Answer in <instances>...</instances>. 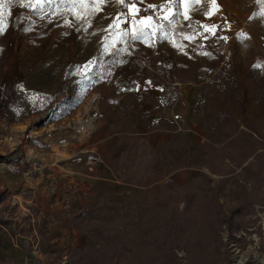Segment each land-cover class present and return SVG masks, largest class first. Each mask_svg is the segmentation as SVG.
Wrapping results in <instances>:
<instances>
[{
    "label": "trees",
    "instance_id": "1",
    "mask_svg": "<svg viewBox=\"0 0 264 264\" xmlns=\"http://www.w3.org/2000/svg\"><path fill=\"white\" fill-rule=\"evenodd\" d=\"M106 2L113 4L115 0ZM12 5L13 18L4 45H0V57L5 56L8 62L0 82V110L4 109L6 116L14 121L16 112L31 113L35 109L22 86L25 75L19 48L23 42L46 49L58 29L56 48L76 44L83 36L81 26L91 13L89 8L100 5H72L55 0L53 4L37 5L35 11ZM77 16L82 18L77 19ZM177 17V14L172 15V22ZM182 24L179 20L174 25L169 24L167 19L154 15L156 32L150 26L137 23L131 32L108 35L106 40L111 47L98 62L94 79L100 93L99 106L119 113L109 130L110 133L121 131L125 134L126 147L118 158L119 164L147 163L151 155L157 159L154 171L158 175L151 173L140 180L135 177L132 178L134 182L151 185L147 191L156 192L162 188L157 181L165 174L187 165L200 169L196 173L190 171L185 182L165 184L169 191L176 189L177 194H182L176 201L184 202V208L179 210L176 205L166 212L167 199L158 195L151 199L146 194L128 210L120 212L104 202L103 192L98 189L91 211L84 207L72 208L74 225L86 240L82 246L70 250L68 264H182L179 252L183 250L187 254V264H207L203 245L209 237L215 240L216 251V259L211 263L223 264L220 235L226 211L221 195L228 178L214 180L202 168L206 166L214 174H223L226 158L240 166L253 157V161L245 164L235 176L237 188L241 189L238 210L242 215L248 213L255 202L250 197L252 194L246 191V183L250 179L253 181L252 192L264 188V152H258L264 146V133L249 124L247 127L251 131L244 129L238 116V111H245L246 100L241 61L231 49H225V40L220 35L208 36L204 44L203 36L197 31L193 30L187 37ZM141 29L140 38L132 39ZM163 31H171L172 48H181L184 54L205 51L207 57L191 59L164 50ZM73 68L74 65H70L66 74ZM147 78H151L154 85L163 86L161 98L168 100L169 108L181 103L180 83H196L198 100L194 121L204 128L207 141L203 147H211L209 155L201 153L191 160L193 141L183 116L172 121L163 114L158 123L150 127L151 130L169 132L170 137L164 141L152 144L147 137L133 135L137 121L129 119L128 114L135 105H143L150 98L149 94L136 88L138 80ZM84 97L81 94L79 99ZM68 104L67 101L56 104L61 109L59 117L71 113ZM163 107L161 103L151 113L161 111ZM179 127L181 129L176 132ZM160 166L164 169L159 170ZM124 170L123 167L122 174Z\"/></svg>",
    "mask_w": 264,
    "mask_h": 264
},
{
    "label": "rangeland",
    "instance_id": "2",
    "mask_svg": "<svg viewBox=\"0 0 264 264\" xmlns=\"http://www.w3.org/2000/svg\"><path fill=\"white\" fill-rule=\"evenodd\" d=\"M54 1L51 0L50 3L53 4ZM150 4L157 7L149 8L148 5ZM97 8L101 10L97 11ZM135 8L141 9L140 12L135 13V20L137 21L143 16H152L151 21H145L142 24L144 26L153 28L154 15L165 19V17L171 18L174 13L178 12V17L172 24L174 25L178 20L183 23L182 28L187 37L193 30L197 31L203 36L205 44L208 36L220 35L225 40V49H231L242 64V88L246 95L245 111H238L242 127L251 131L247 127L249 124L264 133V3H257L256 0H216L215 4L210 2L168 4L166 0H142V2H136ZM89 9H91V13L81 26L83 36L76 44L71 43L64 49H61V46L56 48L55 42L59 34L57 29L53 40L46 49H40L27 42H23L19 48L21 69L25 75L22 86L33 102L35 109L31 113L16 112L14 121L6 116L4 109L0 110V264L20 263L12 261L4 255L3 247L9 244L14 246L24 244L26 246L28 251L21 259L22 263L30 262L34 258L36 264H48L47 258L52 250L50 249L51 246L42 240L41 229L46 226V223L42 220L44 218L38 222L41 210L34 204L36 197L39 205L45 199L54 213L46 221L47 223L61 224L69 221L65 227L73 228L79 233L74 225L72 208L84 207L91 211L93 209V196L98 189L103 192L104 200H106L104 202L120 212L128 210L133 203H138L145 198L146 194L151 199H155L157 195L162 199H167L168 208L166 212L176 205L181 210L185 203L176 200L182 194H177L176 189L169 191L165 184L168 183L167 185L171 186L174 181L185 182L188 180L190 171L196 173L200 170L187 165L185 166L186 170H183L181 174L174 176L176 170L168 175L165 174L157 181V184L161 185L162 188L156 192H151L147 191L151 185L136 183L132 178L138 177L140 180L142 177H149L151 173L153 176L158 175L157 171H154L155 160L157 159L152 155L148 158L147 163L134 165L125 163L122 166L117 160V164L111 172L112 175L107 177L108 181H104L102 185L91 187L78 180L80 178H74V175L83 177L85 169L79 168V173H74L66 170V168H61L60 164H65V159L69 156V153L62 150L66 145L64 140L71 138L77 141L79 136L87 131V128L92 127V123L97 124V122H100L97 131L103 127L108 133L111 128L112 115L118 114L117 117L119 116L118 111L110 108L103 109L99 106L100 93L97 91L98 85L94 79L95 68L103 54L111 47V43L106 40V37L124 31L131 32L135 26L130 22L134 10L130 6L120 4L117 0L113 4L106 2ZM12 18L13 5H5L2 19L4 33L0 34L1 46L4 45ZM153 31L156 32L157 28H153ZM162 35L165 37L162 47L166 51H172L179 56L185 55L191 59L207 57L205 51L194 50L189 54H184V50L181 48H172L174 39L170 37L171 31H163ZM72 64L74 65L73 70L66 74ZM255 65H259V67H255ZM7 66L8 62L5 56L0 57V82ZM186 84L181 85L183 96L184 89L188 87ZM81 94L85 95L83 99H79ZM182 98L178 106L174 105L171 108L167 107L168 100L166 99L161 98L160 104L164 105L163 109L169 113L168 116L172 115L173 109L181 108L183 110L182 116L188 123V132L192 141H199V146L194 152L195 156L191 158L193 161L201 153L209 155L211 147H203L207 141L204 128L194 121L198 100L196 89L193 99L186 101L184 97ZM59 101L69 103L67 105L68 109L71 110L69 115L59 117L61 109L56 106ZM148 108H150V103L147 106L145 103L135 105L130 111L133 115V121H137L136 125L139 124L138 128L143 131L146 130L147 123L154 119L152 115L161 114L162 116L165 114L163 109L151 113V111L145 110ZM168 116L166 117L168 118ZM180 129L179 127L176 132ZM149 130L152 132L153 139L170 137V133L165 130L155 131L151 130L150 127ZM75 131H79L78 135L71 136L70 133ZM139 137L149 139V136ZM262 140L264 141V138ZM117 142L108 144L103 152L92 151L88 158L102 154L104 159L106 158L105 161L113 166L114 162L109 161L112 160L115 153H112L110 147L115 146ZM122 142L126 145L124 137ZM39 148L43 149L39 150ZM37 151L43 153L48 159L50 158V161L43 158V155L36 158L45 167L41 173L46 176L53 173L56 168L64 175L59 183L57 179L54 180L53 178H49L51 183L46 181V177L42 180L40 178L41 173L33 176H14L5 170L4 163L6 161H15L19 156L27 155V152L34 154ZM258 152H264V146ZM53 157L55 161L51 160ZM250 161H253V157L238 166L236 161L226 158L224 160L226 168L223 174H214L206 166L202 168L214 180H220L223 177L228 178L227 185L221 195V202L226 211L225 224L220 235L223 241L220 259H223V264H264V188L252 192L253 181L250 179L245 188L248 193L252 194L250 197L255 202L250 211L244 215L238 210L241 195L239 191L241 189L237 188L235 176ZM123 167L125 170L122 174ZM163 169L160 166L159 170ZM87 171H92V174H95L94 169ZM130 174L132 175L130 176ZM242 180L244 181L243 178ZM46 182L48 187L46 186L45 190L41 189L40 185ZM20 183L22 184L19 185ZM38 223H40V228H38ZM69 233L63 235L66 248L56 251L50 261L51 264L69 263L70 250L76 247ZM72 242H74L73 247H71ZM214 246L215 240L211 237L204 241L203 252L207 264H212L211 260L216 259ZM179 255L182 264H187L186 252L183 250L179 252Z\"/></svg>",
    "mask_w": 264,
    "mask_h": 264
},
{
    "label": "crops",
    "instance_id": "3",
    "mask_svg": "<svg viewBox=\"0 0 264 264\" xmlns=\"http://www.w3.org/2000/svg\"><path fill=\"white\" fill-rule=\"evenodd\" d=\"M170 14H172V13H170ZM187 84L186 85L188 87L186 89H184V96L182 95L181 89H180V93H181L182 97H184L186 99V101L193 99V97H195V89H196V83L195 82H189ZM181 85H182V83H180V86ZM136 88H137V91L145 92L151 96L150 99H147L148 102H147V100L145 102L146 106H147V104L149 105V103H150V108L145 109V110L152 111L160 105L161 92L163 90L162 85H154L153 80L151 78H147V79L138 80ZM163 112L166 114V116H168L169 113H167V111H165V109H163ZM103 113H106V112H103ZM182 113H183V110L181 108L173 109L172 115H169L170 117L168 116V118L172 121H176L177 117L182 116ZM117 115L118 114L112 115V119L110 121V127H111L110 129L113 128L112 127L113 122L117 118ZM152 116H154V119H151V121H149L147 123L146 130L143 131L142 129H139L138 128L139 124H138V126L136 125V128H135L133 135L138 136V137L139 136H149L150 142L152 144H155L158 141L166 140L169 137L165 136L163 138L153 139V137H152L153 135L151 134L152 132L149 130V127H151V125L156 124L158 122L159 118L161 117V114L152 115ZM128 118L133 120V115L131 114V112L129 113ZM99 124H100V122H97V124L92 123V127H89V129L87 128V131L84 132L83 135H80L77 141H74L71 138L69 140H64V143L66 145L62 148V150H65L67 153H69V156L65 159V164H62V163L60 164V166H62L61 168H66V170H70L74 173H79V170H78L79 168L85 169V172H84L85 174L83 175V177L80 175H74V178H77V179L80 178L78 180H81L82 182L88 184L89 187L102 185L104 181L105 182L108 181L107 177L109 175H112L111 172H113V167L116 166V164H117L116 161L118 160L122 151L126 147V145L122 142L123 137L125 136L124 132L116 131V132L110 133L108 131V133H106V131L103 129V127L100 128L99 131H97ZM78 132L77 131L72 132V133H70V135L71 136L78 135L77 134ZM114 142H117V144L115 146L112 145L110 147V149H111L112 153H115V154H113L112 160L109 161V162H114L113 166L110 163H107L105 161L106 158L104 159V156H102V154H97L95 156V157H97L98 160L94 165H89L87 163V158L91 154L92 151L95 150L97 152H103L105 147L108 146V144H111ZM198 146H199V141L194 140L193 145H192L191 158H194V156H195L194 152H195L196 148H198ZM41 149H43V148H39V150H41ZM26 154L30 157L35 158V159L39 158V157H41V155H43V153H41L40 151H37L34 154L27 152ZM43 158H47V156L43 155ZM37 160L40 161L39 159H37ZM47 160L50 161V158L49 159L47 158ZM51 160L55 161L54 157L51 158ZM107 168H108V170H107ZM89 169H94L95 174H92V171H87ZM183 170H186V168L184 167V168L177 169L174 173V176H176V174H181ZM63 176L64 175H62L55 168L53 173L47 174L46 176L44 174H42L40 176V178L43 180L44 177H46L47 178L46 181L50 182V183H51V181L49 178H53L54 180L57 179V182L59 183V180H62ZM47 182L45 184L40 185L41 189H43V190L46 189L45 187L48 185ZM77 182H79V181H77ZM22 183H20L19 185H21ZM34 204L37 205L38 209L41 210V212H40L41 214L38 218V222L40 219L44 218L42 220L44 223H46L45 224L46 226L41 230H42V234L44 236V241L48 245L51 246L50 249L52 250V253L49 254L48 258H47L48 264H51L50 261L53 259V256L55 255L56 251L63 250L66 248L67 245H66V242L64 240L63 235H66L70 232L69 234L73 238L76 246H80L85 242V240H86L85 236L77 233L75 231V229H73V228L68 229L65 227L69 221L62 222L61 224H49L46 222L47 220H49L50 216L54 215V213L52 212L50 205L47 203V201L45 199H43V201L40 202V205H39L38 198L36 197ZM38 228H40V223H38ZM74 242H72L71 247H73ZM3 248H4V255L7 256L12 261L20 262L19 264L22 263L21 259L24 257L25 252L28 251L24 244H22V246H20V245L14 246V245L9 244ZM31 261H32V263H31ZM31 261L30 262L27 261V263L23 262L22 264H36L34 258H32Z\"/></svg>",
    "mask_w": 264,
    "mask_h": 264
},
{
    "label": "snow or ice",
    "instance_id": "4",
    "mask_svg": "<svg viewBox=\"0 0 264 264\" xmlns=\"http://www.w3.org/2000/svg\"><path fill=\"white\" fill-rule=\"evenodd\" d=\"M45 2H51V0H0V34L4 33V27L2 26V19H3V9L5 5H12V4H17L20 6L24 7H29L33 11H35L36 6L45 3ZM66 3H70L72 5H85V4H93V5H103L106 3V0H64ZM122 5L125 6H130L134 11H133V17L132 20L130 21L133 24H143L145 21H151L152 16H143L139 21L135 20V13H138L141 11V9L135 8L136 2H142V0H117ZM168 4H176L177 2L183 3V4H194V3H201V2H210L215 4L216 0H166ZM257 3H264V0H256ZM149 8H155L157 6L155 5H148ZM163 7V6H160ZM101 9L97 8V11H100ZM177 13H174L173 15H176ZM77 19H80L82 17L77 16ZM187 18V17H185ZM165 19L168 20V23H172V19L170 17H165ZM66 23H68L66 21ZM71 26V25H69ZM91 26V25H89ZM111 27V26H110ZM163 27V25H161ZM215 27V25H213ZM143 34V30H139L138 32L134 33L132 36V39H139L140 35ZM207 55V53H205ZM87 67V66H85ZM255 67H259V65H255Z\"/></svg>",
    "mask_w": 264,
    "mask_h": 264
},
{
    "label": "built area",
    "instance_id": "5",
    "mask_svg": "<svg viewBox=\"0 0 264 264\" xmlns=\"http://www.w3.org/2000/svg\"><path fill=\"white\" fill-rule=\"evenodd\" d=\"M97 160V157H89L87 158V163L89 165H94ZM4 168L7 172L14 176H33L40 174L45 167H43L41 162L35 158L23 155L19 156L15 161H6L4 163Z\"/></svg>",
    "mask_w": 264,
    "mask_h": 264
},
{
    "label": "bare ground",
    "instance_id": "6",
    "mask_svg": "<svg viewBox=\"0 0 264 264\" xmlns=\"http://www.w3.org/2000/svg\"><path fill=\"white\" fill-rule=\"evenodd\" d=\"M264 263V262H263Z\"/></svg>",
    "mask_w": 264,
    "mask_h": 264
}]
</instances>
